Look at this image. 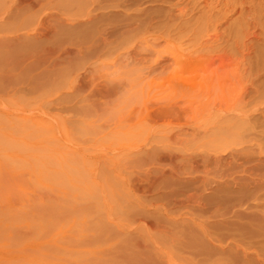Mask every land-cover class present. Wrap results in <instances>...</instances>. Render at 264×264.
<instances>
[{
    "label": "rangeland",
    "instance_id": "obj_1",
    "mask_svg": "<svg viewBox=\"0 0 264 264\" xmlns=\"http://www.w3.org/2000/svg\"><path fill=\"white\" fill-rule=\"evenodd\" d=\"M70 1L76 0H0V264L223 261L226 250L208 242L210 259L186 251L182 229L192 224L190 232L199 236L201 225L211 233L226 231L218 183L244 174L231 151L223 155L224 167L214 162L224 149L222 110L232 99L207 94L211 71L186 66L172 54L194 51L196 58L216 51L242 58L233 46L237 29L248 33L239 40L263 47L261 28L238 17L246 1L244 16L263 19L264 0ZM181 8L189 14L180 17ZM171 14L177 18L171 33L158 32L171 41L140 45L139 25L151 21L153 31ZM217 26L220 45L212 36ZM200 40L215 44L201 51L195 48ZM260 49L245 50V62ZM184 81L196 90L185 99L178 92ZM175 103L174 113L159 118ZM205 103L220 110H207ZM154 150L181 157L176 171L158 163ZM110 155L131 158L128 172L105 168L101 159ZM129 175L135 181L124 187L120 178ZM193 192L199 202L186 201Z\"/></svg>",
    "mask_w": 264,
    "mask_h": 264
},
{
    "label": "bare ground",
    "instance_id": "obj_2",
    "mask_svg": "<svg viewBox=\"0 0 264 264\" xmlns=\"http://www.w3.org/2000/svg\"><path fill=\"white\" fill-rule=\"evenodd\" d=\"M78 1L80 2L81 0H78ZM85 1L88 2L87 0H84V3H85ZM89 1L92 2L91 0H89ZM103 1H105V0H103ZM178 1H185V0H178ZM205 1H208V0H205ZM68 2H69V0H67V3ZM75 2H73V3H75ZM108 2H111V1H108ZM125 2L127 3L128 1H125ZM191 2H193L194 5H196L197 2H199V1L198 0H192ZM77 3L78 2H76V5H77ZM82 3H83V0H82ZM82 3L80 2V5ZM189 3H190V0H189ZM232 3H234V1ZM259 3H263V2L260 1ZM106 4H108V3H106ZM225 4H226V6H228L229 3H225ZM85 5L87 6V4H85ZM89 5H90V3H89ZM114 5H116V4H114ZM186 5H187V3H186ZM243 5H244V7H241V9H240L241 11H239L241 15L238 18L245 17V19L244 18L243 19L244 20L248 19L247 22H250L248 24V26L253 25L254 28H256V27L261 28L260 32H262L261 35L263 36V42L262 41L261 42L264 45V17H263V19L258 18V17L256 19V17H255L256 13L250 14L249 12H248L249 14L247 17H246V15L244 16V14H245L244 10L247 8L246 7V1H244ZM106 7H108V6H106ZM186 7L187 6H185V8ZM223 7L225 8L224 4H223ZM248 7H250V6H248ZM258 7H262L261 4L258 5ZM258 7H254L255 10ZM98 8L101 9L103 7H98ZM175 8H176V6H175ZM185 8L179 9L180 10V17H184L185 15L189 14L185 10ZM104 9H105V7H104ZM253 9H250V10H253ZM261 9H258V10L260 11ZM131 10H132V8H131ZM134 10L137 11L138 9L136 8ZM171 10H172V8H171ZM231 10L238 12V7H233V9H231ZM225 12L227 13V11H224V13ZM253 12H255V11L253 10ZM260 12H262V11H260ZM260 12H258L257 14H259ZM90 13H91V11H90ZM167 13H170V12H167ZM263 14H264V12H263ZM134 15H136V14H134ZM140 16H142L141 13H140ZM104 17H106V16H104ZM260 17H262V16H260ZM93 18H95V17H93ZM169 18L170 19H169L168 23L163 24L162 27H154L153 31H150V29L152 28L151 21L145 23V25H143V23L140 24L139 29L143 30L142 35L139 37V42L141 43L140 45H143L145 48H155L156 43L159 42L161 39L166 40L167 42H170L171 41L170 35H168V37L166 38V37H162L160 34H158V32H160L161 30L165 31L166 29H168L167 34L171 33V31L169 30V28H170L169 26H171V28H172L173 26L171 24H174V23H171V22L176 21L177 18L174 17V15H172V14H171V17L169 15ZM213 20H214V18H213ZM242 22H243V20H242ZM243 23L245 24V22H243ZM241 26H242V24H241ZM243 26H245V25H243ZM201 28H200V30H201ZM217 28H218V26L215 28V32L212 35L215 38L213 40L214 42H217L220 39V37L222 36L220 31ZM234 29H233V31H236V27ZM202 30H203V28H202ZM237 30L238 31L236 32V36H237L238 40H234L235 42L233 43L234 44L233 46L235 47V49L237 48L236 54H238V51H239V53L242 54V58L241 57L237 58V59L233 58L234 57L233 55L235 53L233 55H231L228 52H225L223 55L221 54V56H220V54L215 55L216 53H213V52H216V51H213L210 53H208V52L207 53H203V52L201 53L199 51L200 53L197 54L196 58H194V56H195L193 54L194 51L191 54H187V55L183 52H178V53L173 52V54H172L173 57L176 59V61H179L180 63H183L186 66L194 65L199 70L201 69V70H210L211 71L210 75L213 76V80L211 79L213 85H212V87L210 86L207 88V94H212L214 92H216V94H217V92H222L223 94L228 95V99L229 98L232 99V100L230 99L232 101V103H230L231 101H229V103L226 105V108L224 107L223 110L221 109L224 112L225 116L223 114L222 115L226 118L223 122L224 128H222V126H221V128L223 130H225L223 132V134L221 133L222 134L221 142L224 143V149H222L221 152H217V154H216L217 157H216V160L214 162L216 164H219V165L221 164L224 167V165L226 163L225 162L226 159H225V157H223V155L226 154L227 152L231 151V152H233L231 155V157H232L231 160L235 161L236 165L242 164L243 168H242L241 173H244V174L243 175L240 174L241 176H239V177H241V178H239V177L237 178V176L235 177L233 175L234 173H231V175H227L228 177L226 179H224L218 183V185L222 189V190H220V192H222V193H220V198H221V202L223 203V206H224L223 209H224L225 213L223 215L226 216L225 222H227L226 225L224 224L225 227L223 224L222 225H223V229H226V231L223 230V233H220L217 231H212V233H211L208 228H206L200 224L201 225V227H200L201 231L199 232V234H200V236H199L195 232H190V231H192L191 230L192 224L186 225L187 229H186V226H184V229H182V232L184 233V236L186 238V241L185 242L183 241V243H182V247L186 251H189L192 254H195L196 256H202L203 255L206 259L211 258V252H213V251H211L207 248L208 247L207 245H209L208 243L213 244V248H212L213 250H214V248H216L217 250H220V248H222L223 250H226L225 254L227 257L224 255V252H223V254L221 253L222 255L225 256L223 261L221 260L222 258H220L218 256V258H216V259L213 258L214 260L212 259L211 263L209 262V264H220L221 261H222L221 264H264V46L260 47L258 45V40L256 41V43L252 42V40L249 41V43H248V41H246L247 39L246 40H242V39L239 40L238 36H240L244 32L241 33V32H239V29H237ZM182 31H180V32H182ZM243 31H244V29H243ZM128 34H130V33H128ZM244 34H248V33L245 32ZM252 34H253V37L256 39L262 38L261 36L256 34V32H254ZM133 35H135V34H133ZM178 36H180V35H178ZM199 36L200 35H198V37ZM247 36L244 35L243 37H247ZM182 38H183V36H182ZM195 38H196V40L198 39L197 37H195ZM204 38L206 39V37H204ZM204 38H201V39H204ZM210 38L212 39L213 37L209 36V39ZM229 38H230L229 36H228V38L226 37V42L229 40ZM178 39H179V37H178ZM150 40H153V41L151 42ZM222 40H223V38H222ZM201 41L202 40H200L199 43H196L197 47H195V43H194V46H192V47L193 48L194 47L195 48H201L200 50L202 51L203 48H205L206 46L211 47V44L212 45L215 44V43L213 44V42L210 44L211 41H207V42L205 41L206 43L203 41L201 42ZM224 45H226V43ZM241 46H242V48H240ZM138 47H140V46H138ZM214 47H216V45ZM218 47H220V46H218ZM141 48H143V47L141 46ZM174 48H175V46H174ZM252 48L253 49L254 48H261V49L256 54L255 57H253V58L251 57V58L247 59V62H245L246 57H245L244 51L245 50L250 51V50H252ZM235 49H234V52H235ZM220 59H221V62H220ZM194 86L195 85H192V83L184 81L181 84V86L178 88L179 89L178 92H179L180 97L185 99L189 95L193 94V91L195 90ZM76 90H78V89L76 88ZM200 91H201V89H200ZM226 99H227V97H226ZM204 105L207 106V108H206L207 110L212 109V111H213V110L218 108L217 107L218 105L216 106L215 104L213 107L209 103H205ZM188 106H190V105H188ZM175 107H177V103L170 105L168 108L167 107L164 108L165 110L162 109V111H159L158 112V114H160L159 118H162L161 117L162 115L167 117L168 115L174 113ZM178 108L180 110V105L178 106ZM186 109L189 110V108H187V107L184 108V110H186ZM217 110H220V108ZM157 143H159V142H157ZM234 149H235V151H233ZM157 151H155V150L153 151V155L156 156L157 162L161 163V164H164V162L171 164L172 165L171 170L173 172H175L176 171V167H175L176 160L180 159L181 157H179L177 154H175V152L164 153V152H157ZM254 158L256 159V161H254L256 163L251 164V162L254 160ZM131 160L132 159L128 158V156L114 158V157H111V155H110V157H104L103 159H101V162L103 163V166L105 168L108 167L110 171L111 170L118 171L119 169H121L123 171H127L131 165ZM207 160H210V158ZM240 160H243V161L240 162ZM237 162H240V163H237ZM247 165H249L248 168L244 167ZM164 171H162L161 173L164 174L165 173ZM172 171H170V172H172ZM224 175L226 176V174H224ZM225 176H223V177H225ZM54 178L52 177V179H54ZM59 178L57 176V179H59ZM138 180H140V179H138ZM121 181L125 187V186H130L133 183V181H135V180L132 177H130V175H129V177L128 176H122V178H120V182ZM140 181H142V180H140ZM150 186H151V184H150ZM231 186H232V188L233 187L237 188L236 191L228 192L229 191L228 189L231 188ZM247 188H251V190L248 191ZM238 189H240V191H238ZM244 189L247 191H244ZM182 192L180 193V195L182 194ZM193 193L192 194L188 193L189 195L187 194L188 195V197L186 198L187 202L193 201V203H195L194 201H196L195 199L197 197H195L196 193L195 192H193ZM171 194H172V192H171ZM166 195H167V197L166 196L165 197L168 198V194H166ZM170 196L172 197V195H170ZM174 196H175V194H174ZM176 197H177V195H176ZM198 199H199V197L197 198V200ZM182 200H183V198H182ZM186 201H184V202H186ZM199 201L200 200H198V202ZM216 201H217V199H216ZM212 228L215 229L216 227H212ZM184 230H185V232H184ZM180 241H181V239H180ZM179 244H181V243H179ZM213 254H216V253H212V255Z\"/></svg>",
    "mask_w": 264,
    "mask_h": 264
}]
</instances>
